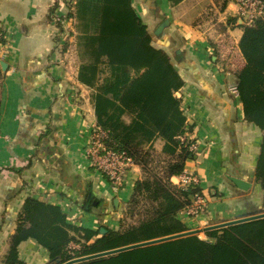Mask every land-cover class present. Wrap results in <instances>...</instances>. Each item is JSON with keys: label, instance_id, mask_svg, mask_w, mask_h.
Segmentation results:
<instances>
[{"label": "crops", "instance_id": "1", "mask_svg": "<svg viewBox=\"0 0 264 264\" xmlns=\"http://www.w3.org/2000/svg\"><path fill=\"white\" fill-rule=\"evenodd\" d=\"M68 2L0 0L3 45L10 54L0 58V264L26 198L61 206L73 224L119 230V214L128 201H123L125 191L131 194L142 177L141 167L131 164L116 191L85 155L98 126L92 91L78 81L75 38L67 42L64 37L66 24L71 26L67 32L73 31L72 20L65 19ZM134 7L152 33L168 19L170 25L160 35L166 46L154 45L184 53L195 67L188 71L175 61L185 82L176 95L194 113L187 133L199 146L186 170L199 177L202 192L211 197L198 217H179L189 231L206 236V228L262 213V197H257L262 191L255 181L262 133L244 120L238 94L231 90L245 65L239 42L246 25L237 5L231 0L176 5L134 0ZM157 144L162 149L163 143ZM229 176L253 187L242 191ZM210 187L215 191L210 193ZM19 255L27 264H49L48 252L32 239L19 246Z\"/></svg>", "mask_w": 264, "mask_h": 264}, {"label": "trees", "instance_id": "2", "mask_svg": "<svg viewBox=\"0 0 264 264\" xmlns=\"http://www.w3.org/2000/svg\"><path fill=\"white\" fill-rule=\"evenodd\" d=\"M182 1L169 0L172 5ZM65 19L74 21L73 31L65 30L64 37L67 42L75 38L78 81L92 91L97 126L108 133L106 145L140 166L142 177L119 230L73 224L61 206L26 198L1 264H27L19 246L31 239L48 252L50 264H65L187 232L179 215L196 193H203L200 185L172 181L196 158L190 150L193 141H181L188 132L187 117L176 93L185 82L175 61L188 71L194 65L184 53L154 45L166 42L149 31L134 0H75ZM239 48L245 65L235 74L238 99L244 120L262 133L255 181L264 213V17L244 26ZM159 141L160 152L155 148ZM205 234L206 239L190 235L78 264H264V218Z\"/></svg>", "mask_w": 264, "mask_h": 264}, {"label": "built area", "instance_id": "3", "mask_svg": "<svg viewBox=\"0 0 264 264\" xmlns=\"http://www.w3.org/2000/svg\"><path fill=\"white\" fill-rule=\"evenodd\" d=\"M238 7V16L242 23L246 26L252 25L257 19L264 17V0H231ZM5 35L0 26V58L3 60L10 58V54L7 48L3 45V39ZM233 93H237V89L233 88ZM184 108V107H183ZM188 126L194 121V113L185 109ZM191 125V124H190ZM108 139V133L99 127L92 129L89 136V142L85 149V155L90 164L94 166L98 171L106 176L108 181L114 190H119L125 182L126 173L132 160L129 159L124 153H120L106 145ZM190 139L189 134L181 137V141L186 142ZM190 150L195 154L199 150L197 143H192ZM175 178V179H174ZM172 178L173 183L188 187L189 185H199L200 179L197 175L185 170L179 177ZM208 199L204 193H196L192 197L191 204L186 207L181 214L188 219L196 218L202 214L204 208L207 206ZM66 213V212H65ZM68 218L71 219L68 213Z\"/></svg>", "mask_w": 264, "mask_h": 264}, {"label": "water", "instance_id": "4", "mask_svg": "<svg viewBox=\"0 0 264 264\" xmlns=\"http://www.w3.org/2000/svg\"><path fill=\"white\" fill-rule=\"evenodd\" d=\"M170 25V21L168 19H166L155 31V35L156 36H160L164 30L169 27ZM3 68L5 69L4 66H6V64L2 63ZM229 180L240 190L242 191H248L253 187V184L242 179L239 177H232L229 176L228 177ZM92 197V194L89 195V198ZM115 206H118V199H115L114 201ZM264 218V213L258 214V215H254L251 217H244L242 219H238L236 221H232L229 223H224V224H220V225H216V226H212L209 228L204 229L205 232L207 231H212V230H218V229H222L228 226H232V225H236V224H240V223H244V222H249L252 220H256V219H261ZM101 233L105 234L106 233V229L105 228H101ZM199 233V231H187L181 234H177L174 236H170V237H166V238H162V239H157V240H153V241H149V242H145V243H140L137 245H132L129 247H124V248H120V249H116V250H111V251H106L103 253H99V254H95V255H91V256H87V257H83V258H79V259H75L72 261H69L65 264H78L84 261H88V260H92V259H96V258H100V257H106V256H110V255H114L123 251H127L130 249H134V248H138V247H144V246H148V245H153V244H157V243H161V242H165V241H169V240H174V239H178V238H182V237H186V236H190V235H197ZM50 264V263H49Z\"/></svg>", "mask_w": 264, "mask_h": 264}, {"label": "rangeland", "instance_id": "5", "mask_svg": "<svg viewBox=\"0 0 264 264\" xmlns=\"http://www.w3.org/2000/svg\"><path fill=\"white\" fill-rule=\"evenodd\" d=\"M72 1L73 0H69V2H68V9H72V6H73V3H72ZM71 23H74V21H70ZM66 24V23H65ZM66 26H67V31L69 30L70 31V25H68V24H66ZM69 26V27H68ZM72 26H73V24H72ZM72 29V28H71ZM153 32V29L151 28V33ZM68 41H69V39H68ZM76 59H77V57H76ZM78 61V60H77ZM78 63V62H77ZM231 90L233 91V88H231ZM177 96V95H176ZM178 97V96H177ZM158 145V146H157ZM156 146H155V148H156V150L158 151V152H160L161 151V149H160V147H159V144H157ZM107 179V178H106ZM108 180V179H107ZM227 180V179H226ZM225 181V180H224ZM109 182V181H108ZM227 183V182H226ZM122 188V187H121ZM120 188V189H121ZM215 188L214 187H210V193H212V192H214L215 190H214ZM220 189L221 190H223L224 189V185L223 186H221L220 187ZM262 197V192H261V194L258 196V194H257V197L259 198V197ZM129 197H130V191H128V190H126L125 191V195H124V199H123V201H127L128 199H129ZM211 196L209 195V197H208V199L210 198ZM209 201H210V199H209ZM119 206H117V208H118ZM124 209H125V207L124 208H122V212L119 214V217L121 218L122 217V215H123V212H124ZM248 213V212H247ZM258 213V212H257ZM259 214H261V213H259ZM256 215H258V214H256ZM243 216H245V215H242L241 216V218H239V219H242V218H244ZM251 216H254V215H251V214H249L248 213V215H246L245 217H251ZM127 223H133V221H127ZM199 234V233H198ZM200 236L203 238V239H206L207 237L205 236V235H203V234H200Z\"/></svg>", "mask_w": 264, "mask_h": 264}]
</instances>
